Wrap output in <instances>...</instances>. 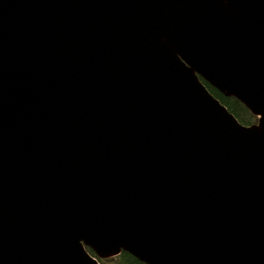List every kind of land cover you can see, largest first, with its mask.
<instances>
[{"label": "water", "instance_id": "95a60500", "mask_svg": "<svg viewBox=\"0 0 264 264\" xmlns=\"http://www.w3.org/2000/svg\"><path fill=\"white\" fill-rule=\"evenodd\" d=\"M124 251L264 264V0H0V264Z\"/></svg>", "mask_w": 264, "mask_h": 264}, {"label": "trees", "instance_id": "16d2710c", "mask_svg": "<svg viewBox=\"0 0 264 264\" xmlns=\"http://www.w3.org/2000/svg\"><path fill=\"white\" fill-rule=\"evenodd\" d=\"M202 82L207 86L209 91L216 97L218 98L222 104H224L229 111L236 116V118L244 125L251 126L255 123L258 122V117L255 116L254 114L251 113V111L244 105L242 104L238 99L234 97H226L224 94L219 92L216 88L211 86L209 83L201 79ZM89 252L93 255L96 256L94 251L90 248H88ZM100 262L102 264H146L133 255H131L128 252H122L120 255L110 258V259H105L102 260L100 259Z\"/></svg>", "mask_w": 264, "mask_h": 264}]
</instances>
